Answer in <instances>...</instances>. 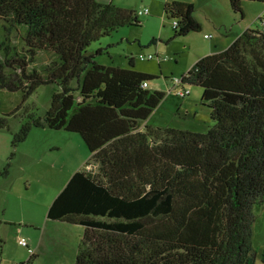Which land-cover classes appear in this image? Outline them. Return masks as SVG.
<instances>
[{
  "label": "trees",
  "instance_id": "obj_1",
  "mask_svg": "<svg viewBox=\"0 0 264 264\" xmlns=\"http://www.w3.org/2000/svg\"><path fill=\"white\" fill-rule=\"evenodd\" d=\"M244 1L264 4L229 0L237 13ZM164 12L176 37L202 29L191 3L166 2ZM258 20L261 30L246 29L179 80L182 90L203 88L214 121L206 133L140 129L165 97L149 88L155 77L102 66L95 56L103 49L88 52L139 26L136 11L97 0H0V91L25 102L41 86L59 87L17 144L33 124L46 125L79 134L91 155L47 216L84 228L75 264H254L255 208L264 199V16ZM40 55L48 62L39 67Z\"/></svg>",
  "mask_w": 264,
  "mask_h": 264
},
{
  "label": "rangeland",
  "instance_id": "obj_2",
  "mask_svg": "<svg viewBox=\"0 0 264 264\" xmlns=\"http://www.w3.org/2000/svg\"><path fill=\"white\" fill-rule=\"evenodd\" d=\"M179 1L195 6L194 16L202 29L176 37L174 21L164 12L166 2ZM137 13L145 9L149 15L139 16V26L120 28L110 36L91 44L88 52H103L95 61L107 67L135 70L155 77L151 90L165 94L163 101L140 128L175 129L206 133L213 125L211 109L203 101V88L186 85L179 80L195 63L210 54L228 48L250 28L261 30L258 20L264 16V4L242 3L243 13L235 12L229 0H102ZM205 35L211 38L205 37ZM215 40L222 45L214 44ZM213 45V47H212ZM140 55H153L140 60ZM158 57V58H156ZM133 58V65L130 63ZM48 62L40 55L38 66ZM59 90L57 85H44L25 102L18 93L0 91V264H75L84 228L48 219V210L72 175L86 168L91 155L79 134L32 125L26 140L16 142L24 123L43 120ZM14 111V113H13ZM254 264H264V199L255 208ZM26 240L34 251L22 246ZM40 247V248H39ZM37 253L35 257V253ZM34 256L32 261L28 259Z\"/></svg>",
  "mask_w": 264,
  "mask_h": 264
},
{
  "label": "built area",
  "instance_id": "obj_3",
  "mask_svg": "<svg viewBox=\"0 0 264 264\" xmlns=\"http://www.w3.org/2000/svg\"><path fill=\"white\" fill-rule=\"evenodd\" d=\"M149 14V10L148 9H145V10H143V11H139L138 12V15L139 16H143V15H148ZM210 36H206V38H209ZM140 60H142V61H145V60H152L153 58H154V56L153 55H140ZM156 58H158V57H156ZM187 93V91L186 90H182V91H180L179 92V94L180 95H184V94H186ZM90 169V167H87V170H89ZM19 242H20V244L22 245V246H25L28 250H29V253L31 254V255H33L34 254V251L30 248V246H29V244L26 242V240H24V239H20L19 240ZM15 264H18V263H15Z\"/></svg>",
  "mask_w": 264,
  "mask_h": 264
},
{
  "label": "crops",
  "instance_id": "obj_4",
  "mask_svg": "<svg viewBox=\"0 0 264 264\" xmlns=\"http://www.w3.org/2000/svg\"><path fill=\"white\" fill-rule=\"evenodd\" d=\"M97 1H99V2H101L102 0H97ZM101 3H107V2H101ZM149 15V14H148ZM207 35H205V37H206ZM209 38H211V37H209ZM207 39V38H206ZM214 44L215 45H218V46H220V45H222V43H221V41H219V40H215L214 41ZM212 47H213V45H212ZM227 49V48H226ZM213 54V53H212ZM144 127L142 126V128H140V129H143ZM30 246V245H29ZM40 248V247H39ZM37 253L38 252H36L35 253V257H36V255H37ZM28 260H30V258L28 259ZM20 264V263H19Z\"/></svg>",
  "mask_w": 264,
  "mask_h": 264
},
{
  "label": "flooded vegetation",
  "instance_id": "obj_5",
  "mask_svg": "<svg viewBox=\"0 0 264 264\" xmlns=\"http://www.w3.org/2000/svg\"><path fill=\"white\" fill-rule=\"evenodd\" d=\"M29 122H32V121H29Z\"/></svg>",
  "mask_w": 264,
  "mask_h": 264
}]
</instances>
